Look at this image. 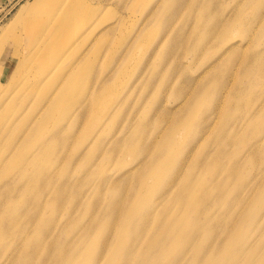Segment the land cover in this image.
Segmentation results:
<instances>
[{
    "label": "rangeland",
    "instance_id": "rangeland-1",
    "mask_svg": "<svg viewBox=\"0 0 264 264\" xmlns=\"http://www.w3.org/2000/svg\"><path fill=\"white\" fill-rule=\"evenodd\" d=\"M31 1L0 0L1 56H10L13 35H16L26 16L25 7ZM171 1L173 0H79L75 11L70 10L60 20L63 32L56 41L58 48L39 60L24 64L11 74L15 80H9L5 88L9 96L7 99L3 98L6 94L1 96L5 83H0V221L9 223L5 231L0 230V264H40L38 260L44 261L46 257L43 249L50 244H53L59 257L66 255L64 259L70 258L72 252H80L83 246L89 252L97 250V244L85 241L89 231L82 230V212L89 209V212L94 210L99 213L106 187L111 182L122 180V197L124 196L123 201L127 206L134 202L137 195L147 193V189L137 186V176L129 181L125 177H129L131 170L137 171V167L141 168V165L146 164L154 148H150L146 155L135 151L130 154L132 146H125L123 143L140 133L136 127L144 122L143 114L149 112V118L153 117L152 122L159 121V130H155L153 134L142 131V139L144 138V145H151L152 142L156 145L160 139V131L165 134L175 115L185 112L186 102L184 105L182 103L192 91L190 102L200 94L206 109L196 114V118L202 117L199 121L196 120L200 124V135L205 128L206 131L208 129L204 134L210 133L213 143L208 142L210 148L203 151L204 144L197 145V141H194L189 151L172 154L168 160L169 167L162 175L161 181L165 183L163 188L160 186V197L143 203L142 209L136 213V228L131 227V232L136 234L141 231L147 235L159 215L172 216L173 222L179 219L190 221L193 218L197 226H214L215 229L211 231L212 239L209 240L210 249L205 248L208 240L204 231L200 230L190 244L175 230L169 240L160 245L161 250L155 255L134 259L133 254L120 253L126 251L123 250L115 256L130 264H149L152 259L154 264H167L168 258L170 261L173 259L170 253L176 254L181 245L186 249V254L177 264H264V12L258 20L250 21L247 18L254 11L255 0L203 1L202 5L213 7L214 10L211 11L216 16L218 11L221 13L220 21H210L224 23L225 20L221 18H231L229 41L219 42L216 30L204 37L199 35V27L203 22L197 15L198 3L188 11L182 7L169 15L165 9ZM245 25L249 27V32H243ZM205 29L203 32L209 30L208 27ZM172 37L175 38L171 39ZM213 38H216L215 42ZM177 41L182 46L179 48L178 44L179 49L176 47L175 50ZM206 41H212L216 45L211 44L210 49L208 46L212 42ZM201 42L203 43L199 45ZM231 45L234 47L230 48ZM21 50L24 51L25 48ZM181 52L185 54L183 57ZM165 58L171 59L165 61ZM229 58L232 60L231 65L228 64ZM175 63L180 65L176 66ZM180 66L184 67L181 71ZM11 67L12 64L8 73ZM206 76H213V80L210 87L202 92L198 83L201 84ZM189 77L192 78L191 81ZM217 77L221 78L220 84L224 81L222 85L216 84ZM107 78L108 81H105ZM165 79L167 83L164 82ZM177 89L182 92L185 89V93L188 90L191 92L177 96ZM90 97L96 98L95 108L89 109L93 113L76 114L74 107L70 111L66 110L69 100L86 103ZM228 104L230 109L227 108ZM235 116L239 117L236 121L232 119L231 124L223 131L225 119ZM42 119L45 124H39L31 130L35 121ZM112 119L114 125L110 128L109 121ZM176 119L179 122L180 118ZM183 124L184 129L180 131L179 138L186 140V133L194 127V123L187 117ZM19 126L20 130L15 133ZM258 130H261V136H256L247 143L242 140L245 132L248 135ZM220 134L223 140L228 138L231 142L217 152L215 143ZM53 138L65 140L64 145L56 147L54 154H44L43 145ZM221 140L219 145L223 143ZM225 150L229 155H224ZM196 156L202 157V167L195 173L191 193L199 198L204 208L197 210V215L191 216L179 213L177 207L182 199L177 196V190L180 184L187 183L186 170ZM164 157L163 154L161 159ZM88 164V171L92 170L97 174L89 175L93 179L92 183L81 185L79 180L85 177ZM213 165H217V174L214 176L216 182L202 176L204 168L209 169ZM39 175H42L41 179ZM151 179L149 175V180ZM96 180L101 185L100 190L94 185ZM101 180L105 183H101ZM63 181L73 189L75 187L74 191L79 193L78 201L79 196L84 198L83 201L91 199L96 202V209L94 206L90 209L87 202L81 205L80 202L74 204L69 212L65 202L66 193L59 191V183ZM168 181L174 183V191L169 195ZM239 183L245 185L239 201L240 211L228 213L231 208L226 205L233 198L230 192L236 191ZM206 188L210 192L203 197ZM171 196L173 201L169 199ZM104 210L106 208L102 212ZM223 212L228 214L220 216ZM66 213L77 218L64 226ZM50 221L56 223L54 235L42 242L37 241L39 233ZM112 225L114 224H109L110 231ZM173 225L175 227L176 223ZM62 226L65 230H61ZM184 227L190 231L188 225ZM47 230L50 231L51 227ZM110 231L103 236L105 242L102 243L105 245L103 247L101 243L98 256L104 255L110 247ZM112 231V244H115L119 222ZM92 234L103 235V232L95 231ZM231 234H234L233 237ZM122 241L131 240L124 238ZM227 245L231 247V251L234 245H238L239 249L231 253V259L226 262L221 261L222 256L221 262H218L219 256L217 259L210 258L209 253L190 257L194 248L212 253L225 249ZM9 252H14L16 259L10 260ZM221 252L217 253L220 255ZM29 259L33 261L30 262ZM68 260L75 261L71 264H89L80 255ZM98 261L101 260L97 259L93 264H101L102 261Z\"/></svg>",
    "mask_w": 264,
    "mask_h": 264
},
{
    "label": "bare ground",
    "instance_id": "bare-ground-1",
    "mask_svg": "<svg viewBox=\"0 0 264 264\" xmlns=\"http://www.w3.org/2000/svg\"><path fill=\"white\" fill-rule=\"evenodd\" d=\"M78 1L79 0H32L29 3V5L25 7V9L27 11V12H25L26 16L24 17V19H22L20 26L17 29L16 35L15 34L13 35L12 45H11L12 48H10V56L3 57L0 55V83L1 82L5 83V86L2 88L3 94H1V96L6 94L5 88L8 85L9 80H15V77L11 76V74L16 72L24 64H28L29 62L39 60V59L45 57L48 53L50 54L51 51H55L58 48L56 41H57L58 36L60 34H62V32H63V26L60 24V20L65 18L68 15L70 10L73 12L75 11L76 2H78ZM203 1H205V0H173L168 4V7L165 9V11L169 15H172L173 13L178 12V11H176L178 8L181 9L183 7L185 10L188 11L192 5H194L195 3H198L199 9L197 8L198 9L197 15H198V18L203 22L202 23L203 25H201L202 27L201 26L199 27V35H203L201 37H204L205 35L212 33L213 31L216 30V36L218 35L217 38H219V42L229 41L228 35L230 32V28H231V26L229 25L231 23V21H230L231 18L230 17H226L224 19L221 18L222 20H225L224 23H215L214 21H216L217 19H219V21H220L221 13H219V11H218V14L216 16L215 13L214 12L212 13V11H211V10H214L213 7L209 8L207 6V4L202 5L201 3ZM209 1H211V0H206L207 3ZM262 4H263V0H255L254 11L251 12V16L247 19H250V21H254L256 19L258 20L264 12V5H262ZM193 9H194L193 13L195 14V12H194L196 10L195 7ZM182 10L179 12H182ZM211 15H214V16H211ZM212 19L214 21H210ZM185 22H186V20H185ZM194 22H195V19H194ZM196 22L198 23L199 21H196ZM182 23H184V22H182ZM184 26H183V28H184ZM207 27L209 28V30H208L209 32L208 31L203 32V30ZM244 30H247V32L250 31V29L247 25L244 26L243 32H244ZM184 35L183 36L181 35V36L185 37ZM212 35H214V34H212ZM187 36L189 38L190 34H188ZM195 37H194V39H195ZM173 38H175V37H172L171 39H173ZM211 39H212V37H211ZM185 40L188 41L187 39H185ZM200 40H202V39H200ZM213 40L215 42L216 38L215 39L213 38ZM212 41H208V42L206 41V42L209 43ZM179 42H180V40H179ZM214 42L210 43V46H208V47L210 48L211 44L216 45ZM180 43H178V41H177L176 46H175V44H173V45L171 44V45L175 46V50H176V47L178 44H179L178 47L180 48V45H181ZM202 43L203 42H201L199 45H201ZM186 44H184V45H186ZM204 44L202 46L205 47ZM23 47L25 48L24 51L21 50ZM171 47H170V49H172ZM183 47H185V46H183ZM186 47H187V45H186ZM232 47H234V45L230 46V48H232ZM207 48H205V49H207ZM178 49H177V51H178ZM173 50H174V47H173ZM168 51H167V53L169 55H171V53ZM177 51H175V52H177ZM184 51H185V49H183V52ZM199 51H201V50H199ZM205 51L207 52L208 50H205ZM206 52H203V53H206ZM184 53H182V56L181 55H179V56L183 57L185 55ZM169 55H167V56H169ZM165 57H166V55H165ZM223 58H224V56H223ZM166 59L167 58H165V61H166ZM168 59H171V58H168ZM177 59H178V56H177ZM178 60H180V58ZM5 61H7V62L5 63ZM177 62H179V61H177ZM231 63H232V60L229 58L228 64L231 65ZM11 64H12V67L10 69V72L12 71V73H10V72L8 73L7 70L9 69V66H11ZM177 64L178 63H175L176 66L180 65V64L179 65H177ZM182 67L183 66H180V71H181ZM225 67H227V65ZM175 68H177V67H175ZM175 68H173V70ZM177 72L180 74L179 71H177ZM177 72H175L174 75H176ZM173 73L174 72H172V74ZM203 74H204V71L202 72V75ZM182 79H183V77H182ZM191 79L192 78H190V81H191ZM217 79L219 82L217 81L216 84L222 85L224 83V81H223L220 84L221 78L217 77ZM104 80L108 81V78L104 79ZM187 80H189V79H187ZM211 80H213V76H206L201 80V81H203V82H201V84L198 83V85H201V87H202L201 88L202 92L205 91L208 87H210ZM164 82L167 83L166 79ZM189 83L190 82L188 81V84ZM180 84H178V85L180 86ZM196 84L197 83H195V85ZM198 85H197V87H198ZM180 87L182 88V84ZM182 90H183V88H182ZM184 91H185V89H184ZM184 91L182 92V91H180V89H177L176 95L178 96V95L184 94L185 93ZM189 91L190 90H188L186 93H188ZM185 96L187 97V95H184V97ZM199 96H200V94L195 97L193 102H190L191 98L193 97V91H192L189 95V98L187 97L188 99L186 101L184 100V102L182 104L184 105V103L186 102L185 103V108H186L185 112L180 113L177 116L175 115L173 122L168 126V129L166 130L165 134H162L160 131V133L158 135V137L160 138L158 140L159 145H157L158 143L155 145L153 142L151 145L150 144L144 145L145 141H143L144 138L142 139V131L143 132L148 131V132H151L153 134L155 130H157V131L159 130V123H158L159 121L158 122H152L151 118H153V117L149 118V112H146L143 114L144 122H142V124L139 127L138 126L136 127L137 131H140V133L132 136L133 138L126 139L127 141L123 144H125V146H132L133 149L130 152V154L133 151H135V153H138L140 155H146V153L149 152L150 148L151 149L154 148V149L152 151L150 150L152 153L150 152L151 154H149V157L147 156L148 160H147L146 164H144L142 166L141 165L142 162H140L141 168L137 167L138 168L137 171H134V172L131 170L132 173L128 174L129 177H127V178L125 177V175H123V176L125 177V180H128V181L131 180L134 176L135 177L137 176V179H139V180H137V183H136L137 186L142 188V189H147L146 190L147 193L145 195L144 194L137 195L134 202L131 205L127 206V205H125V203L123 201L124 196L122 197V195L124 194L123 190L121 188L122 184L120 182L122 180L113 183L110 181V179H108L111 182V185L108 187H106L107 185L105 186L106 187L105 195L103 197L102 208L99 211V213L97 214V211H94V210H93V212H89V209H86V212L83 211L82 215H80V216H82L81 221H83V223L82 222L80 223L82 226V230L86 229V231H89V234L86 235L85 241L87 243L92 242L93 244H97L98 245L97 250H95L94 252H89L87 250H84V248H83L84 246H83L80 249V252H72V255L70 258H77L78 255H80L82 260L86 263H89V264H93L97 259L102 261L103 258L105 260L107 259V261L105 262V260H103L102 262L101 261H98V262L99 263L101 262V264H130L129 261L122 260L119 256H115V255L117 253H119L120 251H123V250H126V251L120 252V253L133 254V255H135L134 259H143L142 257H148L151 255H155L161 250L160 245L165 244L169 240L170 235H172L175 230L178 232L180 237L187 239V241L190 244H192L194 237L198 234V232L200 230L204 231L205 232L204 235L206 236V238L208 240V242L205 243V248L210 249L211 245H210L209 240L212 239L213 232H211V231H212V229H215L214 226H208L205 228H203L201 226H197L196 220L193 218H191L190 221L179 219V220L173 222L172 220H174V219L172 218V216L159 215L155 218L153 225L149 229V233L147 235H144L143 233H141V231H137L139 233H136V234L134 232H131V227L136 228V225H137L136 213H138L142 209L143 203L145 201H147L148 199L154 200L156 198V200H157V198L160 197V192H161L160 186L163 188V185L165 183V182L161 181L162 175L164 174V172L169 167L168 160L172 157V154L173 155L175 153L178 154L179 151H182V152L189 151L190 149H192L191 145L193 144L192 142H194V141H197V145L204 144L203 145V147H204L203 151H207L210 148V146L208 147V142L213 143V141L211 140V134L210 133L204 134V131H206L205 130L206 128L204 129V131L202 130L203 132L200 135V132H201V131H199L200 124L198 125L197 121L202 119V117L196 118V114L199 113L201 110L206 111V109H205V104L202 103V101H201L202 99ZM8 97L9 96L7 93L3 98L7 99ZM95 101H96V98H91V97L89 98V100L86 103H84V102L79 103L77 100H69L66 103V110L70 111L74 107L75 108L74 113H76V114L82 115V114L90 113L92 111V110H89L90 107H92V109L95 108V105H96ZM159 102L160 101H158V103ZM160 106H162V105L160 104ZM164 108H166V107H164ZM227 108L230 109V104L227 105ZM207 110H210L209 107H207ZM93 112L94 111H92V113ZM165 112H167V111H165ZM174 112H170V113H174ZM153 113H154V111H153ZM152 115L153 114H151V116ZM182 116H185V117H182ZM187 117H189V120L192 121V123H194V127L192 129H190L189 132L186 133L188 135L187 139L181 140L179 138V134H180V131L181 130L183 131V129H184L183 123ZM238 117L239 116H235V117H232L231 119H225L224 123L222 124L223 125L222 130L224 131L225 128L231 124L232 119H235V121H236V119ZM147 118H148V122L146 123ZM176 118H180L179 122H177ZM206 120L207 119H205L204 121H206ZM206 122L208 123V120ZM206 122H203V123H206ZM39 124L44 125L45 120L42 119L39 121H35L31 130H34ZM113 125H114V123H113V119H112L111 121H109V127L112 128ZM209 128H210V126H209ZM10 130H13V129L10 128ZM15 130H16L15 131V133H16L17 130H20V126ZM21 130H23V126H22ZM207 131H208V129H207ZM12 133H13V131H12ZM117 133H116V135H117ZM260 133H261V130L254 132V134H248V135H246V132H245L244 133L245 136H244V138H242V140L243 141L246 140L245 143H247L249 140L254 139L256 136H261L262 134H260ZM221 137H222V135L220 134L219 140L215 143L216 148H217V152L221 151V148L223 146H227L229 144V142H231L228 138H225L226 140L225 139L223 140ZM220 140L223 141V143L221 145H219ZM63 143H65V140L59 141L57 138H53L48 144L45 143L43 145V149H42L43 153L44 154H54L56 152L55 151L56 147L64 145ZM175 149H177V150H175ZM109 150H111V148ZM168 152H169V157L167 158ZM163 154L165 155V157H164V159H161V156ZM224 155L225 156L229 155L226 150L224 151ZM147 157H146V159H147ZM89 164H90V161H89ZM89 164H88L87 171L85 173V177H83L81 180H79V183L81 185H85L88 182L92 183L93 179L89 178V175L91 176V175L97 174V172H94L92 170L88 171L89 167H90ZM201 167H202V157L196 156L194 158L193 163H191V166L189 168H187V170H186V172L188 173L187 183L185 185L180 184L178 187L177 196L180 197L182 199V201L179 203V207H177V205H175V206L178 208V211L180 214H188V215L194 216V215H197V212L200 209L203 210V208H204V206L202 207V205L200 204L199 198L196 195H192V193H191L193 183L195 182V173L197 171H199V169ZM209 169L206 167L204 168L203 173H202L203 178H210L213 182H216L217 179L214 176L217 174V165H213V167H211ZM129 172L130 171H128V173ZM149 175H151V177H152L151 180H149ZM123 176H121V177H123ZM39 177H40L39 179H41L42 175H39ZM90 180H92V181H90ZM100 182L105 183V181H102V180ZM168 182H169L168 183L169 189L167 191V194L169 195V193L174 191V188H173L174 183H171L170 181H168ZM94 185L99 190L101 189V185L99 183H97V180L95 181ZM74 186H75V184H74ZM38 188H39V183H38ZM244 188H245V185L244 184L241 185L239 183L236 191L230 192V196H232L233 198H231L229 200L228 204L226 205V206H228V208H231V210L228 213H235V212L240 211L239 201L241 199V192ZM74 190H75V187L73 189L65 181L59 183V191H64L66 193V201L65 202H67L66 207H67V209H69V212H70V208L74 204L80 203V202H81L80 205L82 203H86V202L89 203L90 209H92L93 206H94V208L96 207V202L95 201L92 202L91 199L83 201L84 198H82V196H79V201H78L77 197H78L79 193L74 191ZM152 190H154V191H152ZM106 192H108V193H106ZM209 192L210 191L208 190V188H206V191H203V197L208 196ZM4 196H7V195H4ZM227 196H229V195H227ZM108 199H110L109 202L104 205V202ZM169 199H170V201H173L174 198H173V196H171ZM0 205H1V199H0ZM97 207H98V204H97ZM120 207L122 209H120ZM103 208H106V210H104L102 212ZM228 213H225V212L220 213V216L227 215ZM66 214H67V217H66V221L64 223V226L71 224L77 218V216H75V218H74L71 213H66ZM92 215H95V217ZM113 220H114V222H113ZM118 222H119V231H118V234L116 237V243L112 244L113 238H114V233L112 230L115 228V226ZM111 223H113L114 225H112L113 228L111 227L112 229L110 231L109 230L110 229L109 224H111ZM173 223H176L175 227H174ZM180 224L182 225V227ZM8 225H9L8 222H5V221L1 222L0 221V230L5 231ZM55 225H56V223L54 221L48 222L47 226L39 233L37 241L42 242L48 236L54 235L53 230L56 229V228H54ZM185 225H188V229L190 230L189 232L185 229V227H184ZM189 226H191V228ZM49 227H51L50 231L47 230ZM61 230H65V228L62 226ZM95 231L96 232L101 231V232H103V235L92 234ZM108 231L111 232L110 247L107 248L106 252H105V249H103L105 254L102 256L100 254V256H101L100 257V256H98V250L100 249L101 243L105 242V241H103L104 240L103 236ZM186 232H188V233L186 234ZM74 234H76V233H74ZM109 235H110V233H109ZM233 235L234 234H231V237H233ZM141 236H144L143 240L141 239ZM150 236H153L154 238H151ZM124 238H128V240L130 239L131 241L124 242V241H122ZM108 241L106 240V242H108ZM141 243L146 244V245H140ZM103 244L105 245V243H102V246L104 247ZM107 244H109V243H107ZM107 244H106V246H107ZM211 244H212V242H211ZM45 247L46 248L43 249V252L45 253L46 257L44 258V261L38 260V263H40V264H71V263L75 262L74 260H68L70 258L64 259V258H66L65 254L59 257L58 253L54 250L53 244L47 245ZM238 249H239L238 245H234L233 249L231 251V247L229 245H227L225 249L222 248L221 250H217V251L211 253V252H207L201 248H194L193 253L190 257L191 258L192 257H199L203 253L204 254L209 253L210 258L217 259L219 256L218 262H221V261L226 262V261L231 259L230 254L237 252ZM220 251H222V252L219 255L217 252H220ZM101 253H103V252L101 251ZM35 254H33V255L36 256ZM185 254H186V249L183 248L181 245H179L176 254L170 253V255L173 257V259H171V261H170V258H168L167 264H172L173 261H175L174 263L177 264L176 262H178L182 258H184ZM220 256H222L221 261H220ZM9 257H10L9 258L10 260H14V259H16V254L14 252H9ZM29 261L32 262L33 260L29 259ZM152 263L154 264L153 259L150 260L149 264H152ZM206 264H209V263L206 262Z\"/></svg>",
    "mask_w": 264,
    "mask_h": 264
}]
</instances>
